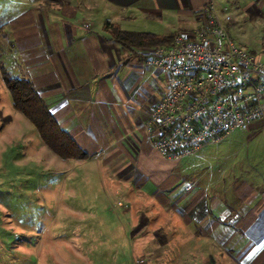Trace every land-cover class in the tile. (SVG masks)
<instances>
[{"label": "crops", "instance_id": "crops-1", "mask_svg": "<svg viewBox=\"0 0 264 264\" xmlns=\"http://www.w3.org/2000/svg\"><path fill=\"white\" fill-rule=\"evenodd\" d=\"M236 1L227 0L228 6L264 13V0L247 5ZM30 2L32 9L11 22L4 42L22 62L16 69L34 84L62 129L91 156L80 165L115 183V194L126 204L121 216L127 219L136 249L162 236L174 218L186 225V243L195 242L205 253L203 264H211L214 250L228 252L232 236L238 238L235 264H264V119L246 131L252 140L260 139L253 156L260 178L240 186L241 200L226 201L213 183L189 185L180 192L187 183H182V167L156 151L144 129L152 106L167 93V78L146 66L139 51L143 48L127 49L106 28L109 23L124 32L157 36L190 32L209 21L211 0ZM134 18L160 23L166 33L122 25ZM219 256L223 262V254Z\"/></svg>", "mask_w": 264, "mask_h": 264}, {"label": "rangeland", "instance_id": "rangeland-1", "mask_svg": "<svg viewBox=\"0 0 264 264\" xmlns=\"http://www.w3.org/2000/svg\"><path fill=\"white\" fill-rule=\"evenodd\" d=\"M251 2L242 0L243 5ZM215 3L222 19L231 16L226 23L230 35L264 59V13H246L237 5L228 6L227 0ZM30 9V0H0V264H203L205 253L195 242L186 243L189 235L179 219L172 218L162 236H154L148 247L136 249L127 219L121 216L126 204L115 194V183L89 165L82 167L79 161L55 155L36 127L15 109L4 72L13 78L25 77L16 69L22 62L13 58L4 36L11 32V22ZM122 25L159 35L167 30L139 18ZM251 137L237 131L178 161L182 183L187 182L181 184L180 192L189 185L213 183L226 201L241 200L237 197L240 186L260 178L253 160L260 139ZM237 243L232 236L228 252L214 250L211 264H235L233 245Z\"/></svg>", "mask_w": 264, "mask_h": 264}, {"label": "built area", "instance_id": "built-area-1", "mask_svg": "<svg viewBox=\"0 0 264 264\" xmlns=\"http://www.w3.org/2000/svg\"><path fill=\"white\" fill-rule=\"evenodd\" d=\"M208 25L153 47L148 68L163 73L168 90L144 125L152 147L178 162L264 119V59L238 44L211 0ZM118 205H123L121 202Z\"/></svg>", "mask_w": 264, "mask_h": 264}, {"label": "trees", "instance_id": "trees-1", "mask_svg": "<svg viewBox=\"0 0 264 264\" xmlns=\"http://www.w3.org/2000/svg\"><path fill=\"white\" fill-rule=\"evenodd\" d=\"M111 27L114 26L106 24V28L111 30L113 38L133 52L138 48L170 47L173 45L175 37L184 32L179 31L170 36H157L151 33L124 32L115 27L112 30ZM4 80L11 93L15 109L36 127L44 144L55 155L63 160L86 161L91 158L62 129L30 80L13 78L7 72H4Z\"/></svg>", "mask_w": 264, "mask_h": 264}]
</instances>
